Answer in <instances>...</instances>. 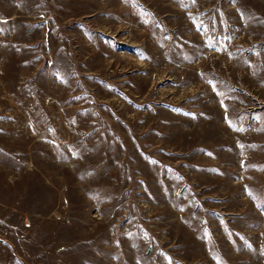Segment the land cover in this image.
<instances>
[{
  "label": "rangeland",
  "instance_id": "rangeland-1",
  "mask_svg": "<svg viewBox=\"0 0 264 264\" xmlns=\"http://www.w3.org/2000/svg\"><path fill=\"white\" fill-rule=\"evenodd\" d=\"M0 264H264V0H0Z\"/></svg>",
  "mask_w": 264,
  "mask_h": 264
}]
</instances>
